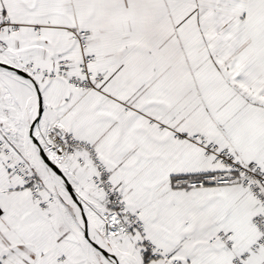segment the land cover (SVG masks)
I'll return each mask as SVG.
<instances>
[{"label": "snow or ice", "instance_id": "1", "mask_svg": "<svg viewBox=\"0 0 264 264\" xmlns=\"http://www.w3.org/2000/svg\"><path fill=\"white\" fill-rule=\"evenodd\" d=\"M0 264H264V0H0Z\"/></svg>", "mask_w": 264, "mask_h": 264}]
</instances>
